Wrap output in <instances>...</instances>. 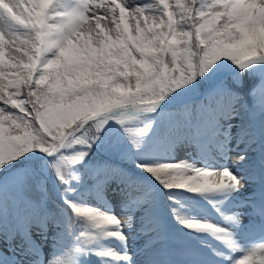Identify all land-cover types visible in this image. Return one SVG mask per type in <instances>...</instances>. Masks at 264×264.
<instances>
[{
    "label": "snow or ice",
    "instance_id": "6c2138e0",
    "mask_svg": "<svg viewBox=\"0 0 264 264\" xmlns=\"http://www.w3.org/2000/svg\"><path fill=\"white\" fill-rule=\"evenodd\" d=\"M202 87L203 99L187 102ZM113 123L128 146L121 159L166 191L200 195L224 222L172 208L181 228L218 241L224 251L213 255L229 264H264V151L249 157L264 142V0H0V240L18 243L29 264H43L34 231L46 238L61 224L68 235L79 225L74 246L47 264H82L90 254L136 264L127 242L137 223L146 264H166L150 255L170 239L152 187L111 155L90 163ZM182 145L196 155L174 158ZM39 153L59 181L63 207L54 211L41 169L4 176L39 166ZM240 166L257 191L224 207L245 187ZM114 183L126 212L105 203ZM249 224L258 239H243ZM181 254L192 264L197 250Z\"/></svg>",
    "mask_w": 264,
    "mask_h": 264
},
{
    "label": "rangeland",
    "instance_id": "374dc122",
    "mask_svg": "<svg viewBox=\"0 0 264 264\" xmlns=\"http://www.w3.org/2000/svg\"><path fill=\"white\" fill-rule=\"evenodd\" d=\"M6 40V47L5 52L8 53V47H7V41L8 38H5ZM7 59V55H6ZM197 97V94L190 95L187 99ZM172 110L174 109L171 108ZM237 121H234L236 124ZM238 125V124H237ZM236 134V129H233V135ZM241 149L244 147L243 145L240 146ZM264 151V142L257 141V144L255 148L249 152V157L251 161H255L260 153ZM161 153H166V147L161 145ZM91 155V162L95 163L98 161L96 157L92 154ZM196 155L195 150L188 145H182L178 146L177 149L174 152V158L176 159H190ZM249 165L248 167H250ZM248 167L240 166L236 169H242V171H237L238 175L244 176L246 179L245 187L243 190L232 200L229 202V204L224 205V207H228L230 204L238 203L239 201L251 199L253 194L257 191V188L255 187L254 183L248 181ZM25 171H21L20 173H23ZM243 174H242V173ZM32 197H35L33 192L29 193ZM196 204L198 207L203 209L205 211L204 214L201 213V209H191V208H184L183 211L180 213L182 215H187L190 217H194L197 219H208L209 221L215 222L217 224H223L224 222L222 219L216 215L210 214V207L206 200H204L200 195L196 198ZM122 200V195L119 190V186L115 183L112 184L105 197V203L108 207H112L114 211H119L121 208L122 212H126L125 209H123L122 205L120 206V202ZM89 203H96L94 199H89ZM48 208L52 211L56 210L57 207L53 205H47ZM230 207V206H229ZM227 210V208H226ZM137 216L139 217L140 214L137 213ZM176 222V220H175ZM244 222L248 224L249 222V216L246 215L244 218ZM177 223V222H176ZM249 227H253L251 224H249ZM139 224L134 226L133 230L128 231V249L131 251L135 258H136V264H146V257L149 255L145 252L144 249V243H145V237L141 236L138 233ZM184 230V234L186 235V239L188 243L183 242L182 239L177 238L178 243L175 245L176 247H172L171 245L168 246L166 243L157 249L153 250L150 255L154 257L155 259L163 260L166 262V264H184L183 259L179 255V248L181 249H188L189 246L197 247L198 249L202 250L203 253L206 255L204 256L205 260L208 261V264H229L228 261L218 258L215 255H213L212 249H217L220 251H224L223 246L216 240H214L212 237L205 235V234H196V233H190L186 229ZM62 234L59 238L57 234ZM34 239H36L37 243L41 246V256L43 260V264H47V261L53 257L58 251L62 250L64 247L72 248L74 246V236L73 234L68 235L65 231L63 225L61 224L60 227H57L56 225H53L49 228L48 234L46 238H42L39 234V232L34 231L33 233ZM199 239H207V243H199ZM104 244L107 246L117 248L119 249L120 246L115 241H105ZM189 244V245H188ZM210 246V247H209ZM4 248L6 249V252L4 251ZM122 250V249H121ZM0 253L3 254L4 261L6 264H13V262H19V264H29L30 257L24 256L22 253V250L18 246V243H10L9 241H2L0 240ZM238 255V254H237ZM82 264H102V260L100 257L96 256L95 254H90L88 256L81 257ZM104 264H112L110 260L105 259Z\"/></svg>",
    "mask_w": 264,
    "mask_h": 264
},
{
    "label": "trees",
    "instance_id": "16d2710c",
    "mask_svg": "<svg viewBox=\"0 0 264 264\" xmlns=\"http://www.w3.org/2000/svg\"><path fill=\"white\" fill-rule=\"evenodd\" d=\"M203 89L205 87H202L199 89L196 93L199 96L195 98H189L187 99V102H189L192 105H195L200 100L203 99L204 93H202ZM202 93V95H200ZM193 95V94H192ZM190 97V96H189ZM175 107V106H174ZM172 110V109H169ZM174 110V109H173ZM236 124H239V119L236 120ZM127 142L123 139L122 134L120 133L119 126L115 123L112 124V129L109 132V134L105 137V144L103 146L97 147L94 146V151L91 153L96 157L97 160H103L109 158V156H113L116 163H118L122 168L125 169V171L130 175L138 180H140L143 184L152 187L153 189V196L157 193L160 194L161 200L163 202L164 208L167 210V207L169 206L170 201L168 200V197L163 192V188L160 187L158 184H156L154 181L151 180V178L146 177L139 173V171L136 169L135 164L131 160L121 159L120 153L127 150ZM156 151H158L156 146ZM38 156L40 157V165H34L30 162L25 163L24 165H21L18 168L10 170L8 173L4 174L5 178H11L14 176L19 175V172L26 171V170H32L37 171V169H41L39 172V175L44 177L46 180V186L50 189L49 192V199L47 202V205H55L56 207H63L62 201L58 200L55 197V192L59 188V181H57L55 173L52 171L50 163H46L50 160L49 157H47L43 153H39ZM90 163H92L90 161ZM156 185L157 188L154 187ZM160 188V189H158ZM157 191V192H156ZM177 196H181L182 193L179 191V189H175ZM35 197H32L33 199H38L39 194L33 192ZM79 231V225L73 226V232L72 234L78 233ZM4 241V240H3Z\"/></svg>",
    "mask_w": 264,
    "mask_h": 264
},
{
    "label": "bare ground",
    "instance_id": "6f19581e",
    "mask_svg": "<svg viewBox=\"0 0 264 264\" xmlns=\"http://www.w3.org/2000/svg\"><path fill=\"white\" fill-rule=\"evenodd\" d=\"M240 168V167H239ZM237 171H242V169H238ZM242 173V172H241ZM243 174V173H242Z\"/></svg>",
    "mask_w": 264,
    "mask_h": 264
}]
</instances>
